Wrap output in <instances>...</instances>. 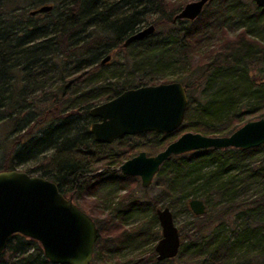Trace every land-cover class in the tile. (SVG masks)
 <instances>
[{
    "label": "trees",
    "instance_id": "obj_1",
    "mask_svg": "<svg viewBox=\"0 0 264 264\" xmlns=\"http://www.w3.org/2000/svg\"><path fill=\"white\" fill-rule=\"evenodd\" d=\"M44 4L51 5L44 18L31 21L29 11ZM180 5L0 0V170L31 163L22 171L52 181L63 195L73 192L95 223L91 260L156 241L155 209L166 206L173 220L179 212L190 216L177 229V255L156 260L150 244L125 262L114 257L115 264H264V144L172 155L152 178L157 192L146 198L132 196L137 179L116 169L136 151L154 154L182 132L225 135L264 117V8L252 0H209L193 20L172 21ZM148 24L152 33L121 46ZM168 81L180 82L187 97L175 130L93 142L91 106ZM192 198L204 204L201 215L189 210ZM131 217L134 224L126 226ZM0 264L53 263L37 241L15 233Z\"/></svg>",
    "mask_w": 264,
    "mask_h": 264
},
{
    "label": "water",
    "instance_id": "obj_2",
    "mask_svg": "<svg viewBox=\"0 0 264 264\" xmlns=\"http://www.w3.org/2000/svg\"><path fill=\"white\" fill-rule=\"evenodd\" d=\"M209 0L186 2L172 16L175 20H193ZM264 8V0H252ZM41 5L30 15L49 10ZM148 24L127 36L121 46L152 33ZM109 59L104 56L100 63ZM187 106L185 88L178 81L160 82L128 88L116 96L94 104L88 115L97 118L89 132L94 142L110 143L125 135L144 132L168 134L183 120ZM264 144V117L246 120L225 135H205L185 131L152 155L143 150L123 160L116 169L135 176L141 187L150 184L159 166L170 156L194 150L237 148L245 150ZM187 206L192 214L204 212L201 200L192 198ZM160 236L153 245L156 260L173 258L180 245L178 230L168 207L155 209ZM21 234L40 245L43 257L53 264H90L97 231L94 221L65 198L52 181L23 171L0 170V252L8 237Z\"/></svg>",
    "mask_w": 264,
    "mask_h": 264
},
{
    "label": "rangeland",
    "instance_id": "obj_3",
    "mask_svg": "<svg viewBox=\"0 0 264 264\" xmlns=\"http://www.w3.org/2000/svg\"><path fill=\"white\" fill-rule=\"evenodd\" d=\"M173 2H176V3H180L181 2V5L179 7H182L183 4H185L186 2H189L191 0H172ZM31 16V21L34 20V22H39L41 19L44 18V13L43 12H38V13H35L33 15H30ZM209 41H211L209 39ZM209 46V45H208ZM207 46V47H208ZM175 74H177V72H175ZM32 164L31 163H27L26 165H22L21 167H17L16 170H24L26 166H31ZM29 175H36V172H30ZM158 188L157 186H155V183H154V180H151L150 184L146 187H141L140 184H139V181L137 180V183L136 185H134V187L132 188V191H131V195L134 196V197H138V198H146V197H150V196H153L156 192H157ZM123 191H119L117 192L118 196L122 194ZM107 200H110L111 203L115 202V195H113V197H108ZM89 201V199H88ZM89 203H91L89 201ZM85 207H87V205H85ZM171 211H174V209L170 208ZM132 217H135V216H132ZM132 217L131 218H128L126 219V222H125V225L126 226H130V225H133L135 221L132 220ZM189 215L185 214V213H177L176 214V217L174 219V224L176 226L177 229H179L183 224L184 222L186 223L187 220H189ZM154 227H158V224H156V226L154 225ZM159 235H160V230H159ZM156 241H153L152 243H150V241L147 242V244L141 246V247H138L136 249H134V247L131 249V248H126V249H123L121 250L120 252L118 253H106L105 256L103 257V259H93L91 260L90 264H115L114 263V259L117 258L118 262H125L128 258H132L133 256H135L136 254H144V250L151 244V245H154ZM115 257V258H114ZM173 264H182L181 262H179L178 260H174L173 261ZM185 264V263H183Z\"/></svg>",
    "mask_w": 264,
    "mask_h": 264
},
{
    "label": "flooded vegetation",
    "instance_id": "obj_4",
    "mask_svg": "<svg viewBox=\"0 0 264 264\" xmlns=\"http://www.w3.org/2000/svg\"><path fill=\"white\" fill-rule=\"evenodd\" d=\"M102 102V101H101ZM98 103H100V102H98ZM97 104V103H96ZM88 113V112H87ZM90 117V116H89ZM90 118H92V117H90ZM93 119V121L91 122V123H93V122H97L98 121V119L97 118H92ZM90 123V124H91ZM89 127H90V125H89ZM145 133V132H144ZM159 134V133H158ZM134 135H136V134H134ZM125 136H131V137H133V135H125ZM92 138V137H91ZM120 138V137H119ZM118 138V139H119ZM115 140H117V139H115ZM115 140H113L112 142H114ZM94 142V141H93ZM112 142H110V143H99V142H94V143H98V144H111ZM139 151V150H138ZM137 152V151H136ZM135 152V153H136ZM145 152V151H144ZM134 153V154H135ZM146 153V152H145ZM133 154V155H134ZM147 154V153H146ZM133 155H131V156H133ZM147 155H152V154H147ZM131 156H129V157H131ZM128 157V158H129ZM127 159V158H126ZM125 160V159H124ZM98 171H100V170H98ZM133 177H135V176H133ZM138 181H139V179L137 178V177H135ZM63 195V194H62ZM65 198H70V200L75 204V200H74V198H73V192H70V193H66L65 195H63ZM76 205V204H75ZM159 208V207H158ZM161 208V207H160ZM92 259V258H91ZM91 262V261H90Z\"/></svg>",
    "mask_w": 264,
    "mask_h": 264
}]
</instances>
